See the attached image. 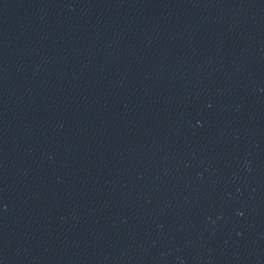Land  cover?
I'll use <instances>...</instances> for the list:
<instances>
[{
	"label": "water",
	"instance_id": "1",
	"mask_svg": "<svg viewBox=\"0 0 264 264\" xmlns=\"http://www.w3.org/2000/svg\"><path fill=\"white\" fill-rule=\"evenodd\" d=\"M0 264H264V0H0Z\"/></svg>",
	"mask_w": 264,
	"mask_h": 264
}]
</instances>
